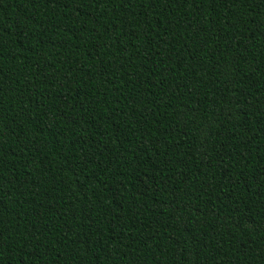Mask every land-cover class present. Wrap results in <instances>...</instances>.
Returning <instances> with one entry per match:
<instances>
[{"label":"trees","instance_id":"1","mask_svg":"<svg viewBox=\"0 0 264 264\" xmlns=\"http://www.w3.org/2000/svg\"><path fill=\"white\" fill-rule=\"evenodd\" d=\"M0 264H264V0H0Z\"/></svg>","mask_w":264,"mask_h":264}]
</instances>
